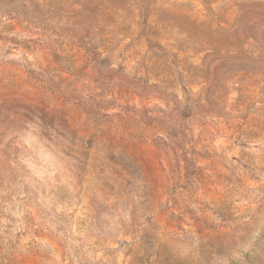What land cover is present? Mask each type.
I'll return each mask as SVG.
<instances>
[{"label":"rangeland","instance_id":"rangeland-1","mask_svg":"<svg viewBox=\"0 0 264 264\" xmlns=\"http://www.w3.org/2000/svg\"><path fill=\"white\" fill-rule=\"evenodd\" d=\"M0 264H264V0H0Z\"/></svg>","mask_w":264,"mask_h":264}]
</instances>
